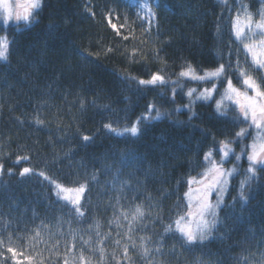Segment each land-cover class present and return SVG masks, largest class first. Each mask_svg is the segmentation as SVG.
<instances>
[{"label":"trees","instance_id":"16d2710c","mask_svg":"<svg viewBox=\"0 0 264 264\" xmlns=\"http://www.w3.org/2000/svg\"><path fill=\"white\" fill-rule=\"evenodd\" d=\"M42 3L31 23L5 26L0 19V36L9 41L8 60L0 61V264H64L65 258L79 264L82 248L91 264H264V165L245 186L247 203L237 199L250 166L248 123L231 101L224 116L214 100H195L189 111L186 88L175 87L173 100L171 83L189 65L201 74L225 64L226 76L240 88L237 61L260 82L264 69L252 64L232 22L238 14L259 22L264 0H158L150 29L124 0ZM154 73L168 83L138 84ZM150 104L169 115L144 121L138 137H117L104 127H131L149 114ZM241 128L250 134L237 140ZM85 135L91 140L85 142ZM221 140L233 141L241 159L225 160L236 171L216 230L203 243L186 245L174 221L187 211L188 180L205 170L204 154L213 150L221 159ZM24 168L33 171L21 177ZM51 181L70 189L87 185L83 217L57 199ZM137 205L145 216L133 224L129 241L120 213L131 219ZM170 224L173 231L165 232ZM89 239L91 249L103 247L102 260L83 245Z\"/></svg>","mask_w":264,"mask_h":264},{"label":"snow or ice","instance_id":"6c2138e0","mask_svg":"<svg viewBox=\"0 0 264 264\" xmlns=\"http://www.w3.org/2000/svg\"><path fill=\"white\" fill-rule=\"evenodd\" d=\"M156 2L158 6V0H152ZM0 4L3 6L5 13L4 19L5 22L12 19V10L7 4L6 0H0ZM43 7L42 0H23L22 3L17 4V8L22 9V12L18 11L15 15L16 20H23L27 23H31L32 18L38 14L39 10ZM142 8L148 9V12L151 16H155V13L151 12V9L148 5V0H144V3L141 4ZM115 29L116 26L112 25ZM232 30L235 35V39L243 44V49L251 57L252 64L257 69H264V14L261 15L259 22H254L251 15H246L243 20L240 19L239 14L236 19L232 22ZM118 31V30H117ZM251 33V36H249ZM259 39H256V37ZM124 39H128L127 36ZM111 51V49H109ZM9 54V43L6 37L0 38V61H7ZM237 67L239 71V76L242 78V82L246 89L251 90L252 95H249L248 91H241L236 88L230 77L226 76V65L220 64L214 70H207L202 75L198 74L195 69L190 65L186 70L180 72V76L184 78L191 79L193 81L199 82H210L215 80L226 79V88L224 93L221 95V99L216 101V113L220 116L226 114L224 101H232L239 108V112L243 117V121L249 122V127H253L256 130V136L253 139V142L250 146V151L247 153V159L250 162V166L247 169V174L245 180L241 181L240 192L238 200L244 202L245 204L248 201V197L245 195V186L249 185V182L256 178V168L255 165L260 164L264 165V77H261V81L257 80L250 75L243 68H239V62L237 61ZM232 64L229 62L227 64V69H231ZM134 79V78H133ZM168 83L165 77L160 73L152 74L151 78L148 80L140 79L138 81L139 85L142 86H165ZM173 84L178 83L177 81L171 82ZM217 91V85L213 83L211 88H204L202 91L197 94V89H189L186 95L190 98L189 105L185 106L191 111V104L195 100H210L213 97V94ZM175 97V89H173V100ZM194 97V99H193ZM83 107V105H82ZM155 111V116H152L151 113ZM175 111H181L180 108L175 109ZM148 115H144L132 124L131 127H125L122 130L113 127L111 123L105 124L104 127L117 137H138L141 135L140 125L144 121H158L162 119L165 115L162 114L154 105L148 106ZM195 113L193 112L189 116V120L192 119ZM39 123V121H38ZM248 131L244 128H241L239 132L236 133V139L239 140L246 135H249ZM82 139L85 142L91 140L87 135L83 136ZM233 141L221 140L219 142V148L216 150L220 155L221 159L217 161L213 157V150H209L204 154L203 160L206 164V168L199 175V178L192 177L188 180L189 190L184 194L187 199V211L183 215H178V218L174 221L175 231L179 233L180 238L184 241L186 245H193L198 243H203L205 240L209 239L213 232L216 230L217 224L219 223L218 210H220L221 205L224 202V195L228 191L229 177L233 175L236 171L233 169H224L223 163L229 158L230 155H234L235 159L239 161L241 159L240 155H236L231 147ZM27 159V157H23ZM33 170L30 168H24L20 172V176L23 177L26 174L31 173ZM39 176L44 177L45 180L49 178L45 176L43 172L38 173ZM95 179V177H93ZM55 185L54 194L58 200H63L67 204H70L71 212L77 217H83L84 212L82 211L81 198L84 192L87 190L86 184H81L78 188L70 189L51 181ZM193 185H198V187L193 188ZM250 186V185H249ZM73 193L72 196L65 195V193ZM216 193V202L213 203L210 200L212 193ZM120 216L123 219L128 221V231L125 233L129 241L132 240L131 233L133 231V224L142 219L145 216V212L140 205H137L135 209L131 212V219H129V213L126 211H121ZM117 226H119V220L116 221ZM173 231L172 225H168L165 229V232ZM97 232V236H99ZM107 237H105L106 239ZM37 243L42 242L40 238V233H36L35 237ZM75 239V238H73ZM83 245L89 246L90 251H99L101 260L104 256V249L100 247L99 249L93 250L90 248L91 240H83ZM103 243V240L100 241ZM117 244L120 243L119 240L116 241ZM73 243L71 247L68 248V252L71 253L73 248H75ZM132 247H135V244H132ZM141 247L144 250L145 255L148 254V249L144 246V240L141 238ZM9 252L13 253V256L16 253L13 249L9 248ZM159 251V249H157ZM124 255H128V246L124 247ZM75 259V257L73 258ZM79 264H91L90 258H86L84 255L83 248L79 254ZM42 264V261H41ZM64 264H70L69 260L65 258ZM119 264V262H117Z\"/></svg>","mask_w":264,"mask_h":264},{"label":"rangeland","instance_id":"374dc122","mask_svg":"<svg viewBox=\"0 0 264 264\" xmlns=\"http://www.w3.org/2000/svg\"><path fill=\"white\" fill-rule=\"evenodd\" d=\"M124 1H126L131 7H133V8L135 9L136 13L140 16V18H141L142 21L145 23V25L147 26V28L150 29L152 26H154V24H155V16H154V17L151 16V15L149 14V12H148V9H143V10H142V9H140V7H139L138 5L132 4L130 0H124ZM219 1H221L222 3H227L229 0H219ZM6 2H7V4L9 5L10 9L12 10V19H10V20H8L7 22H5V19H4L5 13H4V10H3V6H2V4H0V19H1V22H2L5 26H7V25H9V24L17 23V22L27 23V22H25V21H23V20H16V19H15V15H16V13H17L18 11L22 12V9L17 8V4L22 3L23 0H6ZM143 3H144V0H143ZM148 5H149V8L151 9V12L154 13V12H153V7H152L153 3L150 2V0H148ZM108 20H109V24H110V26L112 27V25H115L116 28H115V29H114L113 27H112V28H113L114 30H116V31H117V30L119 31V29H120L121 27H120V26H119L114 20H112L110 17H109ZM4 37L7 38V36H6L5 34H2V35L0 36V38H4ZM7 40H8V38H7ZM8 43H9V41H8ZM202 74H203V73H201V75H202ZM173 81H177L178 83L174 84L175 86H173L172 89H175V87H176V88H180V87H182V88H186L185 93H187L189 89L195 88V89H197V94H199V92L202 91L204 88H211L212 85H213V83H215V84L217 85V91L213 94L212 99H210V100H214V101H215V105H216V101H218V100L221 99V95L224 93L225 88H226V83H227V82H225L224 85H221V84H220V81H221V80H215V81H210V82H199V81H193V80H191V79L184 78V77H181V76L177 77L176 79L171 80V82H173ZM185 82L188 83V86H186V87H184V83H185ZM235 87H236V86H235ZM236 88H238V87H236ZM238 89H240L242 92H243V91H248L249 95H252L251 90L246 89V87L244 86V84H242V86H241L240 88H238ZM193 99H194V97H193ZM206 101H209V100H206ZM226 102H228V100H225V101H224V105H225ZM231 102H232V101H231ZM233 103H234V102H233ZM185 106H186V105H185ZM238 110H239V108H238ZM154 116H155V115H154ZM247 123H248V126H247L246 129H248V131L251 132V139H250V143H249V146H250V145L252 144V142H253L254 137L256 136V130H255V128H253V127H249V122H247ZM231 147H232V146H231ZM232 149H233V151H235V149H234L233 147H232ZM249 151H250V148H249ZM234 153L237 154V155H240V156H241V154H240L238 151H237V152H234ZM257 166H260V164L255 165V167H257ZM223 167H224V169H233V168H234L233 165L226 166L225 161H224V163H223ZM203 171H204V170H203ZM202 173H203V172H202ZM200 174H201V173H200ZM200 174H199V175H200ZM233 174H234V173H233ZM199 175L194 176V177L199 178ZM191 178H192V177H191ZM230 178H231V177H229V181H230ZM228 185H229V183H228ZM192 187L195 188V187H198V185H193ZM227 188H228V186H227ZM188 190H189V186H188L186 192H187ZM186 192H185V193H186ZM65 195L72 196L73 193L69 192V193H65ZM214 197H215V198H214ZM210 200H211L213 203L216 202V193H215V192L212 193V195L210 196ZM187 202H188V201H187ZM14 252H15V251H14ZM13 257H14V259H15V261H16L17 263H21V262H22V260H21V256H20L19 254L16 253V255L13 256Z\"/></svg>","mask_w":264,"mask_h":264},{"label":"bare ground","instance_id":"6f19581e","mask_svg":"<svg viewBox=\"0 0 264 264\" xmlns=\"http://www.w3.org/2000/svg\"><path fill=\"white\" fill-rule=\"evenodd\" d=\"M132 4L138 5L140 9H145L141 7V4H143V0H130Z\"/></svg>","mask_w":264,"mask_h":264}]
</instances>
